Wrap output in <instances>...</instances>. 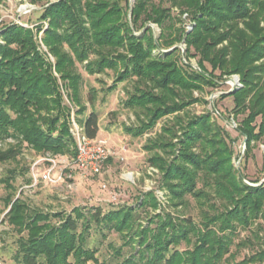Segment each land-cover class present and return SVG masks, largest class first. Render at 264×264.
Instances as JSON below:
<instances>
[{
  "label": "trees",
  "instance_id": "1",
  "mask_svg": "<svg viewBox=\"0 0 264 264\" xmlns=\"http://www.w3.org/2000/svg\"><path fill=\"white\" fill-rule=\"evenodd\" d=\"M174 8L180 13L176 19ZM183 13L192 24L186 34ZM152 26L160 29L157 39ZM179 43L186 45L185 59L197 60V70L181 63ZM77 64L88 75L112 71L116 77L109 92L134 79L124 101L138 121L126 129L132 136L171 117L143 148L151 153L150 167L161 174L167 204L186 206L189 196L200 220L159 212L143 226L137 210L160 209L153 191L139 196L134 208L106 214L100 209L90 215L79 209L69 215L44 213L16 197L12 170L2 180L7 194L0 223L16 234L17 263L102 264L85 240L94 221L137 246L120 264H264V182L246 184L233 165L234 140L208 113L186 111L205 103V88L237 75L240 87L221 98H232L233 116H242L237 131L246 138L244 157L264 145V0H134L132 5L129 0H46L33 28L1 27L0 140L13 139L15 145L0 151V163L15 160L23 143L37 154L74 159L72 117L83 135L96 139L98 115L86 114ZM94 100L92 90L90 107ZM79 221L85 232L78 231ZM245 248L248 253L235 261L236 251Z\"/></svg>",
  "mask_w": 264,
  "mask_h": 264
},
{
  "label": "rangeland",
  "instance_id": "2",
  "mask_svg": "<svg viewBox=\"0 0 264 264\" xmlns=\"http://www.w3.org/2000/svg\"><path fill=\"white\" fill-rule=\"evenodd\" d=\"M133 1L129 0L131 5ZM157 2L158 0H151L153 4H157ZM44 3H46V0H36L34 4L30 0H0V28L11 24L33 28L35 23L38 22L41 7ZM171 14L174 19L180 15L179 10L176 8L172 9ZM180 20L185 25V34L191 32L192 24L188 21L186 13L180 16ZM179 26L180 24H175L176 28ZM152 29L154 37L157 39L160 35V29L157 26H152ZM175 47L180 50L181 63L188 62L192 68L197 70V60L195 58L185 59L183 57L186 45L179 43ZM42 50L45 51L44 48ZM49 59L52 61L51 57ZM206 67L210 70L208 65ZM77 71L82 77L80 95L81 101L86 107V114L94 110L98 115L99 132L96 140L104 141L112 155L105 162L99 175L81 177L77 171L69 167L71 160L67 156L37 154L26 143H23L20 154L15 160L0 163V221L6 213L4 199L7 194L2 180L9 175V171L14 170L16 174L13 185L16 189V197L20 195L32 209L44 213L69 215L74 209H79L82 213L90 215L96 209H100L102 214H106L111 210L122 207L134 208L139 196L148 191H153L160 202V209L156 212L136 209L140 224L146 226L150 218L159 212L168 213L179 218L189 217L197 223L200 220V215L196 201L193 198L187 196L186 206L178 208H173L167 204L161 174L155 168V172L149 171L148 159L151 153L143 148L147 145L148 139L159 132L161 126L169 121L171 117L159 121L151 132L144 133L140 137H134L126 129L138 126L136 113L124 107L127 92L132 90L134 79H127L117 84L116 88L109 92L108 88L113 84L116 77L112 71H107L101 75H88L83 66L79 64H77ZM215 74L217 75L218 72H215ZM234 81L241 85L239 77L231 75L225 76L217 88H205L202 95L205 103L194 104L186 111L192 115L208 113L211 116V121L217 123L228 133L229 137L234 140L232 144L234 167L242 170L247 184L255 186L257 184L251 182L256 180L261 182L264 178V172L261 170L264 162V145H255L244 157L245 147L242 146L244 138L237 131L242 116H233L231 112L234 106L232 98H221V95L231 91V84ZM92 90L95 91V100L93 107H90L89 97ZM194 96L199 97L196 92ZM65 101L68 103L67 100ZM14 145L15 141L13 139L0 140V151ZM41 158L56 160L55 173L62 174V182L52 184L32 180L31 168ZM47 166V162L39 163L38 171L45 169ZM51 222L57 223L58 219L52 218ZM151 227H154V225L151 224ZM78 231H84L81 221L78 222ZM242 235L245 236L246 233H242ZM124 237V235L118 234L114 230L108 229L107 226L99 225L94 221L90 222L89 229L85 232L88 248L96 250L95 256L98 262L102 264H120L134 252L133 250L137 246L134 243L127 244V239ZM15 241V232L6 224L0 223V264H18L14 259ZM185 248V244L182 243L180 249ZM235 249L233 246L231 248L232 252ZM247 253L246 248L236 251L235 261L241 260ZM87 264L93 263L88 262Z\"/></svg>",
  "mask_w": 264,
  "mask_h": 264
},
{
  "label": "built area",
  "instance_id": "3",
  "mask_svg": "<svg viewBox=\"0 0 264 264\" xmlns=\"http://www.w3.org/2000/svg\"><path fill=\"white\" fill-rule=\"evenodd\" d=\"M232 89L239 87L237 81L232 82ZM231 89V90H232ZM70 132L75 139L76 155L74 159L70 161L69 167L77 171L81 177L99 175L105 162L112 155L106 146L104 141L91 140L83 135L81 128L71 118ZM41 162H47L48 166L38 171V164ZM57 163L53 158L39 159L35 162L31 168L30 175L33 181H42L45 183H58L62 182V174L55 173V167ZM149 171L155 172L153 167L149 168ZM247 184V182L245 181ZM249 185V184H248Z\"/></svg>",
  "mask_w": 264,
  "mask_h": 264
},
{
  "label": "water",
  "instance_id": "4",
  "mask_svg": "<svg viewBox=\"0 0 264 264\" xmlns=\"http://www.w3.org/2000/svg\"><path fill=\"white\" fill-rule=\"evenodd\" d=\"M232 91V90H231ZM231 91H229V92H231ZM245 143H246V138H244V140H243V142H242V146L243 147H245ZM264 182V178H263V180L260 182V183H263ZM259 183V184H260Z\"/></svg>",
  "mask_w": 264,
  "mask_h": 264
}]
</instances>
